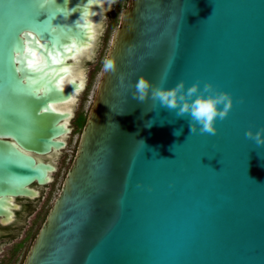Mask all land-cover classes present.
<instances>
[{
	"label": "water",
	"instance_id": "water-1",
	"mask_svg": "<svg viewBox=\"0 0 264 264\" xmlns=\"http://www.w3.org/2000/svg\"><path fill=\"white\" fill-rule=\"evenodd\" d=\"M106 1L0 0L2 226L15 199H37L33 185L52 181L41 157L65 147L61 105L83 89L75 58ZM140 77L167 89L210 83L233 107L215 135L190 134L188 115L132 98ZM249 129H264V0H127L22 264H264V146Z\"/></svg>",
	"mask_w": 264,
	"mask_h": 264
},
{
	"label": "flooded vegetation",
	"instance_id": "flooded-vegetation-1",
	"mask_svg": "<svg viewBox=\"0 0 264 264\" xmlns=\"http://www.w3.org/2000/svg\"><path fill=\"white\" fill-rule=\"evenodd\" d=\"M110 1L111 0H107L106 2L100 3L101 8L100 10L97 11L98 16L97 19L95 20V24L93 27L92 42L87 49L82 51L84 54L81 55L79 59L76 61L77 65L75 67V70H77V72L83 63V59L90 56L94 57L99 55L100 48L102 47V44L105 42L104 35L106 28V27L103 28V26H101L100 23L103 19H107L110 21L112 20L113 17L112 4H110ZM114 31L115 29L113 30L112 35ZM87 81L88 79L84 77L83 89L77 93L76 97L71 103H67L71 105L70 108H67L71 112V117L67 120L68 127L70 128V133L62 137V140L65 142V147L61 149L59 152L51 153L49 155L41 157L44 162H49L53 164V166L55 167V172L51 175L52 177L51 183L41 187L37 185H33V188L39 192V197L37 199L34 200H29L26 198L15 199L14 202L19 206V208L16 211H13L14 213L13 221L5 226L0 225V264H22L33 239L35 238L38 230L40 229L42 223L44 222L47 216V213L51 206L47 209V211L41 214L40 217L36 215L40 210L39 205L40 202L45 197L47 187L55 181L54 176L59 170L58 161L62 157L61 156L62 152L70 144L69 138L75 134H78L80 136L81 130L85 124L88 111L85 114L78 113L76 112L74 105L79 101V96L81 95V93H83L86 90ZM81 117L84 118V121H83V125L80 127L78 124ZM79 136L75 143V147L71 153L72 155H71L70 164L76 151ZM39 222L40 225L36 228L37 226L36 224H38Z\"/></svg>",
	"mask_w": 264,
	"mask_h": 264
},
{
	"label": "clouds",
	"instance_id": "clouds-1",
	"mask_svg": "<svg viewBox=\"0 0 264 264\" xmlns=\"http://www.w3.org/2000/svg\"><path fill=\"white\" fill-rule=\"evenodd\" d=\"M105 70L113 73L117 71L114 58L106 62ZM134 88L132 98L137 102L143 103L151 98L158 100L161 106L168 110H176V115L179 118L188 115L190 117V134L195 133L199 126L201 134L215 135L217 133L215 127L217 119L224 120L227 118L233 107L231 94L216 92L210 83L205 84L201 90L199 84H193L186 89L184 81H180L175 87L167 89L154 86L146 78L140 77ZM175 134L177 135V132ZM245 137L254 141L257 146H264V129L255 133L249 129L245 133Z\"/></svg>",
	"mask_w": 264,
	"mask_h": 264
},
{
	"label": "rangeland",
	"instance_id": "rangeland-1",
	"mask_svg": "<svg viewBox=\"0 0 264 264\" xmlns=\"http://www.w3.org/2000/svg\"><path fill=\"white\" fill-rule=\"evenodd\" d=\"M110 4H112V20L103 19L101 21V26L108 28H105V37H104V43L102 44V47L100 48V52L98 56H90L85 59H83V63L80 66L78 72L83 71L84 77L88 79L87 81V88L86 90L81 93L79 96V101L74 105L76 112L85 114L90 106V103L93 99V95L95 92V87L98 82L106 51L109 47L111 35L114 29L117 28L120 14L122 13L123 9L125 8L127 4V0H111ZM78 134L72 135L69 138L70 144L69 146L62 152V157L58 161L59 170L55 174V181L50 184L46 189V194L44 199L40 202L39 205V212L36 216H39L43 214L47 209L52 205L54 199L56 198L59 189L61 187L62 181L64 179L65 173L70 166V160H71V153L72 150L75 147V143L78 139ZM36 228L40 225V222L36 224ZM28 244V243H27Z\"/></svg>",
	"mask_w": 264,
	"mask_h": 264
},
{
	"label": "snow or ice",
	"instance_id": "snow-or-ice-1",
	"mask_svg": "<svg viewBox=\"0 0 264 264\" xmlns=\"http://www.w3.org/2000/svg\"><path fill=\"white\" fill-rule=\"evenodd\" d=\"M67 2H68V0H65V5L67 4ZM88 3L91 4V3H92V0H88ZM77 7H79V5H78ZM65 10H66L68 13H71V12L75 11L76 9L65 7ZM61 14H63V13H61Z\"/></svg>",
	"mask_w": 264,
	"mask_h": 264
},
{
	"label": "bare ground",
	"instance_id": "bare-ground-1",
	"mask_svg": "<svg viewBox=\"0 0 264 264\" xmlns=\"http://www.w3.org/2000/svg\"><path fill=\"white\" fill-rule=\"evenodd\" d=\"M89 51V50H88ZM84 53L82 52V55H83ZM79 57L80 56H77L76 58H75V61H77L78 59H79ZM80 61V60H79ZM75 73L76 74H79L78 72H77V70H75ZM70 104H66V105H61V107H63V108H70Z\"/></svg>",
	"mask_w": 264,
	"mask_h": 264
},
{
	"label": "trees",
	"instance_id": "trees-1",
	"mask_svg": "<svg viewBox=\"0 0 264 264\" xmlns=\"http://www.w3.org/2000/svg\"><path fill=\"white\" fill-rule=\"evenodd\" d=\"M83 121H84V118L81 117L79 120V124H78L80 127L83 125Z\"/></svg>",
	"mask_w": 264,
	"mask_h": 264
}]
</instances>
